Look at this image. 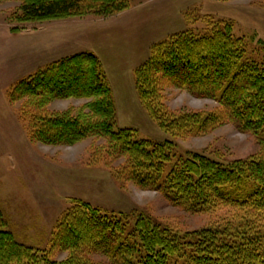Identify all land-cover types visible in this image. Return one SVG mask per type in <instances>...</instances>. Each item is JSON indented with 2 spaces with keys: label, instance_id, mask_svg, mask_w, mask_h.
<instances>
[{
  "label": "trees",
  "instance_id": "1",
  "mask_svg": "<svg viewBox=\"0 0 264 264\" xmlns=\"http://www.w3.org/2000/svg\"><path fill=\"white\" fill-rule=\"evenodd\" d=\"M21 21L87 14L113 15L129 0H19ZM226 1V0H224ZM209 16V15H205ZM190 21V13L185 14ZM204 32L190 28L152 43L149 56L134 69V86L148 116L173 137L201 136L231 124L258 140L259 151L227 163L198 152L174 159L172 140L137 139L133 128L115 125V107L100 60L90 52L61 57L21 78L10 101L28 124V139L73 145L86 138L106 139L114 158L124 159L122 176L143 190L192 214L234 209L223 225L173 232L140 213H103L81 199L58 217L49 246L36 249L15 240L0 224V264H92L99 254L109 264H264V62L243 61L245 42L231 22L208 19ZM175 87L217 106L208 112H169L162 92ZM85 99L77 110L48 112L55 99ZM2 213L0 211V219ZM58 253L65 257L56 260Z\"/></svg>",
  "mask_w": 264,
  "mask_h": 264
},
{
  "label": "rangeland",
  "instance_id": "2",
  "mask_svg": "<svg viewBox=\"0 0 264 264\" xmlns=\"http://www.w3.org/2000/svg\"><path fill=\"white\" fill-rule=\"evenodd\" d=\"M19 0H0V224L15 240L36 249L49 246L51 233L71 199H81L103 213H142L151 222L184 233L223 225L235 210L192 214L170 206L161 193L143 190L122 176L124 159L114 158L106 139L90 137L73 145H48L28 139V124L8 93L21 78L48 63L77 52L101 62L115 107V125L133 128L137 139L172 140L174 159L198 152L227 163L259 151L256 138L225 124L201 136L178 138L151 119L134 86V69L149 56L152 43L190 28L204 32L208 19L231 22V32L245 42L243 61L264 62V0H129L113 15L87 14L21 21ZM190 13V21L185 14ZM209 15V16H205ZM202 31V32H201ZM169 112L213 110L217 103L198 99L175 87L162 92ZM85 99H55L48 112L77 110ZM264 232V217L258 221ZM65 253L53 258L61 260ZM92 264H109L99 254Z\"/></svg>",
  "mask_w": 264,
  "mask_h": 264
}]
</instances>
